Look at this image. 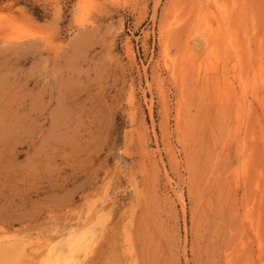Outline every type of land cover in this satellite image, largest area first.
I'll return each instance as SVG.
<instances>
[{"label":"rangeland","instance_id":"1","mask_svg":"<svg viewBox=\"0 0 264 264\" xmlns=\"http://www.w3.org/2000/svg\"><path fill=\"white\" fill-rule=\"evenodd\" d=\"M48 254L264 264V0H0V264Z\"/></svg>","mask_w":264,"mask_h":264},{"label":"bare ground","instance_id":"2","mask_svg":"<svg viewBox=\"0 0 264 264\" xmlns=\"http://www.w3.org/2000/svg\"><path fill=\"white\" fill-rule=\"evenodd\" d=\"M90 215H92V214H90ZM87 233H91V231H88ZM85 234L86 233H84V232H81L78 234H74V232H69L70 236H69L68 246H69L71 252L76 251V250H81L82 246L85 245V242H84L85 236H86ZM45 257H46V255H45ZM62 261H65L64 263L68 262L66 255L60 256L59 254H51V255L48 254L47 258L45 260V264H62L61 263Z\"/></svg>","mask_w":264,"mask_h":264}]
</instances>
